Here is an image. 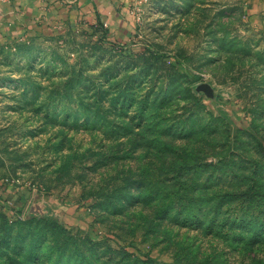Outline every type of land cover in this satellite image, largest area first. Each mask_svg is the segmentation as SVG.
<instances>
[{
    "label": "rangeland",
    "instance_id": "rangeland-1",
    "mask_svg": "<svg viewBox=\"0 0 264 264\" xmlns=\"http://www.w3.org/2000/svg\"><path fill=\"white\" fill-rule=\"evenodd\" d=\"M117 4L0 42V264H264V0Z\"/></svg>",
    "mask_w": 264,
    "mask_h": 264
},
{
    "label": "crops",
    "instance_id": "crops-1",
    "mask_svg": "<svg viewBox=\"0 0 264 264\" xmlns=\"http://www.w3.org/2000/svg\"><path fill=\"white\" fill-rule=\"evenodd\" d=\"M0 0V42H9L31 28L57 26L80 16L103 18L118 7L121 0Z\"/></svg>",
    "mask_w": 264,
    "mask_h": 264
},
{
    "label": "water",
    "instance_id": "water-1",
    "mask_svg": "<svg viewBox=\"0 0 264 264\" xmlns=\"http://www.w3.org/2000/svg\"><path fill=\"white\" fill-rule=\"evenodd\" d=\"M198 90H202L208 93L210 92V87L207 84H202L198 87Z\"/></svg>",
    "mask_w": 264,
    "mask_h": 264
},
{
    "label": "built area",
    "instance_id": "built-area-1",
    "mask_svg": "<svg viewBox=\"0 0 264 264\" xmlns=\"http://www.w3.org/2000/svg\"><path fill=\"white\" fill-rule=\"evenodd\" d=\"M75 0H72V1H70V2H74Z\"/></svg>",
    "mask_w": 264,
    "mask_h": 264
}]
</instances>
